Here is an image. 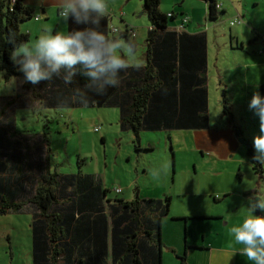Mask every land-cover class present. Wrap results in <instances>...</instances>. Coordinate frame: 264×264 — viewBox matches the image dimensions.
<instances>
[{"label": "rangeland", "instance_id": "obj_1", "mask_svg": "<svg viewBox=\"0 0 264 264\" xmlns=\"http://www.w3.org/2000/svg\"><path fill=\"white\" fill-rule=\"evenodd\" d=\"M178 1L182 4L184 0ZM221 1L226 12L220 13L216 21L206 20V8L201 0H186L182 5L188 11H192L194 17L192 23L188 25L189 30L200 29L208 35L207 86L210 127L214 128L221 123L227 124L228 115L224 113L227 102L229 112L235 117V125L241 129L245 139L255 149L254 141L262 134L260 127L264 121L248 108L249 97L251 98L252 95L249 84L253 83L255 77L262 75L264 78V66L252 64L254 45L251 43L252 40H249L252 35L249 15L253 11L264 16V0H257L260 3L258 9L253 8L251 0ZM142 3L143 1L137 0H132L130 3L141 6L140 11L130 16V19L136 23L132 24L134 27L148 25V16L142 9ZM173 3L174 0H164L160 9L163 11L177 9L178 4ZM234 7L237 8L240 16L242 15L243 21L230 27L229 19ZM118 18L117 15L112 16L109 24L120 30L124 29V24H121ZM175 22L171 20L169 23L173 25ZM253 26L264 34V20L260 18ZM144 30L140 28L141 34L137 39L138 52L129 58L131 63L139 64L141 61L142 50L146 47L143 45ZM109 34L111 38L119 35ZM230 34L239 37V47L241 42L245 46L244 49L238 47L239 49L233 50L230 47L228 42ZM249 69L253 72L249 73ZM4 83H8L5 78ZM32 89L29 95L25 94L15 79V84L10 89L0 91V110H4L6 115H11L13 110L15 129L23 135H29L27 140L32 156L36 152L35 148L38 147L36 145L41 146L42 153H45L44 157L43 154L41 156L42 164L50 172L70 174L82 171L99 176L110 189V196L115 198L129 199L135 188H138L140 196L149 194L156 198L169 196L171 201L167 215L179 213L184 207L188 209L191 203H199L200 200H204V194L215 193L211 192L213 189L209 185L211 181H220L222 176L225 178L223 180H229L227 174L217 176L210 171L207 158L202 156L195 142L196 132L200 130L140 133L142 146L136 147L133 133L120 129L118 108L80 105L67 109H53L41 103L44 96L41 98L35 93L40 89L38 84ZM259 90L260 86L257 87V93L260 94ZM18 93L20 95L17 100L8 104L12 95ZM160 140L162 142H159ZM241 147L246 149L242 144ZM246 161L249 162V157L239 164L245 172L243 182L252 184L257 179L258 173L249 172V167L247 171ZM239 166L237 169H240ZM30 172L31 181L34 178L40 180L39 175L33 178L35 171ZM205 181L206 186L203 184ZM258 182L259 186L258 183L253 186V189L258 186V192L254 197H264L262 196L264 181ZM236 183L238 190L242 180L237 178ZM115 186L121 187L122 191L115 193L113 191ZM209 200L214 208L215 203L211 196ZM232 200L244 203L241 196H233ZM26 220L27 215L22 213L0 215V264L30 263V257H27L26 252L31 236ZM8 229L12 230L10 246L3 240L4 232ZM182 241L184 242V237Z\"/></svg>", "mask_w": 264, "mask_h": 264}, {"label": "trees", "instance_id": "obj_2", "mask_svg": "<svg viewBox=\"0 0 264 264\" xmlns=\"http://www.w3.org/2000/svg\"><path fill=\"white\" fill-rule=\"evenodd\" d=\"M142 1L150 22L146 37L145 63L139 68L130 67L122 72L120 85L108 89L102 95L89 90L87 103L79 102L73 95L75 89L83 90L87 83V78L79 71L69 85L58 77L50 81L49 88L42 89V82H39L40 89L34 92L41 98L44 96V102L41 101L44 106L53 109H67L80 105L116 107L120 113V129L132 131L135 135L134 143L138 142V133L144 128L176 130L207 127L209 114L206 86V33L204 31L188 33L185 29L189 24V17L181 12H162L159 7L161 0ZM201 1L208 6V19L211 21L217 20L218 15L224 12L216 7L219 0ZM32 16L33 8L24 0H14V2L0 0V70L4 72L6 80L18 78L30 90H33V84L24 81L23 73L11 60L10 53L16 45L29 41L28 34L21 31L20 24ZM178 17L181 22L183 17L186 19L183 29L171 30L169 22ZM109 21L107 15L101 22V28L106 36L111 38ZM72 27L75 25L69 21L68 30ZM130 29L125 27L119 34L127 42L131 41ZM262 43L264 50V38ZM55 86L58 88L54 89ZM261 91L263 95V87ZM224 112L227 113L226 108ZM1 131L0 128V133ZM236 131L241 133L239 129ZM247 151L254 170L262 174L263 170L260 168V163L254 159L255 152L250 144ZM0 167L6 169V164L0 163ZM77 176L87 180L94 177L93 174L82 176L81 173L75 175L50 172L46 168L40 176L38 185L31 189L32 191L27 192L22 186L25 200L15 201L8 192H5L8 185L4 186V178L0 175V215L8 211L17 212L26 204H32L36 209L31 223L33 264H61L64 258L67 260L66 263L70 264V252L76 241V232L85 234L88 226L98 228L101 232L105 230L107 219L103 214L92 221L85 219L84 216L75 217L74 208L84 204L85 198H81L78 203L67 208L68 201L60 200L66 195V182ZM17 182L15 180V185ZM91 194L95 195L94 192ZM169 200L168 196L163 202L160 199H139L136 196L131 201L121 199L117 201L120 202V206L116 207L114 212L118 213L119 220L113 219V221L115 224L123 223V229L115 228L112 232V264H146L144 255L149 253V247L145 244L155 241L160 243L157 241L159 238L155 231L156 221L163 215V208H168ZM92 205L101 208L97 203ZM98 254L101 255L102 251ZM155 260L156 258L151 261ZM182 261L185 263V257H182ZM90 262L104 264V256H100L99 263H94L92 258Z\"/></svg>", "mask_w": 264, "mask_h": 264}, {"label": "crops", "instance_id": "obj_3", "mask_svg": "<svg viewBox=\"0 0 264 264\" xmlns=\"http://www.w3.org/2000/svg\"><path fill=\"white\" fill-rule=\"evenodd\" d=\"M132 0H108L109 3V12L108 16L110 21L112 16H118L121 24H124L125 27L131 28L134 31V35L130 36L131 41L135 44V54H137L138 50V41L137 39L140 37L141 31L140 28H144V41L143 45L146 46V37L150 28V22L148 19L147 26H138L134 27L132 24H136L130 16L135 14L141 10L140 4H130ZM142 1V0H137ZM186 0L182 1V4ZM24 2L33 8V16L20 24V29L24 33H27L29 36V41H32L44 30H63L68 31V25H65L58 16V8L60 5V0H45L44 3H41V0H24ZM164 0H161V3ZM203 2V1H202ZM160 3V5H161ZM219 4H221L218 10L224 11L222 14L226 12V8L224 3L219 0ZM217 3V4H218ZM253 8L259 7L260 3L257 0H251ZM173 4H178L177 9H170L169 11H163L164 13L173 12H181L186 14L189 17V24L193 21L192 11H188L183 8V5L180 1L174 0ZM182 6V7H180ZM203 6L206 8V20L208 19V6L205 2H203ZM161 8V6H159ZM142 9L143 3H142ZM233 14L229 19V23L232 19L240 16L239 11L236 7L232 10ZM143 13V10H142ZM219 16V15H218ZM37 17V18H36ZM243 19L242 15L240 16ZM264 20V16L253 13L251 11V15H249V25H251L252 35L249 37V40L252 45H254L253 51V59L252 64L258 66H264V50H263V38L264 34L258 29H255L253 24L259 19ZM109 21V23H110ZM173 21H176L173 25L170 24L171 30H178L177 26L181 24V19L175 18ZM211 21V20H209ZM216 21V20H214ZM243 21V20H242ZM188 24V25H189ZM188 25H186L188 27ZM200 25V23H198ZM113 26V25H108ZM230 26V25H229ZM115 27V26H113ZM186 27V31L189 33L202 32L200 31H190L189 27ZM234 27V26H230ZM117 28V27H116ZM138 28V30L136 29ZM120 33L123 32L124 29L117 28ZM136 30V31H135ZM205 32V31H204ZM206 33V32H205ZM113 36V35H112ZM120 41H124L127 43L123 37L115 36L113 37ZM123 39V40H121ZM234 42H233V41ZM228 42L230 47L233 50H237L239 48L244 49V44L240 42L239 47V37L237 35H229ZM206 43H207V60H206V77L208 72V35L206 33ZM235 43V45H233ZM239 47V48H238ZM261 48V49H260ZM146 49V47H145ZM145 49L142 50V58L139 61V65H143L145 63ZM130 62V61H129ZM130 64H138L131 63ZM248 65V64H247ZM252 66V65H250ZM253 70L249 69V73H252ZM261 77V78H260ZM260 77H255L253 83L249 84V88L252 89V96L254 93H257V87L260 86V95H262L261 88H264V78L262 75ZM17 84L21 86L22 90L25 94H30V89L23 85V82L18 78H15ZM208 80V77H207ZM206 80V86H207ZM42 89L49 88L51 85L50 81H41ZM35 86V85H33ZM58 86H55L54 89H57ZM208 93V105H209V91L207 86ZM20 93L14 96L12 95L10 102L8 104H12L17 100ZM249 97V101L251 99ZM226 102V98H224ZM228 103L226 102V105ZM234 104V103H233ZM232 104V105H233ZM20 106V104L17 103ZM225 105L227 109L226 118L227 124L221 123L214 128L210 127V118H208V125L205 128L201 129H176V130H200L196 132L195 142L197 147L201 150L202 156L206 157L210 166V171L217 176H221L223 174H227L229 180L225 179L222 176L220 181H211L210 186L213 187L211 192L215 193H207L204 194V200H200L199 203L189 205L188 209L184 207L179 213H175L174 215H167V207L163 208L164 213L159 219L156 221V236H158L160 243H151L145 244L149 247V253L145 256L146 264H248L243 256L239 254L237 249L241 246L235 245L232 239V235L230 229L232 226L243 221L245 215L247 214V204L249 198H255L254 196L257 194L259 182L264 181V164L260 163V168L263 170V173H258L254 170L253 163L250 160L248 155V146L238 142V137L243 136V132L239 134L236 130L239 129L237 125H235V117L233 114L229 112L228 107ZM24 106V104H21ZM75 107V106H74ZM112 107V106H109ZM11 115H6L4 110H0V128L2 129L0 133V163L6 164V169L0 167V175L3 176V184L7 186L5 188V192L12 196L13 200H25L24 198V188H26L27 192L32 191L38 185V180H35L34 176H41L45 171V167L42 164L43 157L45 153H42V148L40 145H36L38 147L35 148L36 152L32 156L30 154L31 148H29L28 137L29 135H23L18 132L14 127V118H13V110ZM119 117L120 113L118 112ZM209 114V113H208ZM209 117V115H208ZM230 119L232 121H230ZM256 127V126H254ZM236 129V130H235ZM171 129H142L138 133V142L136 143V147L138 145L142 146L140 141L139 134L145 132H162L169 131ZM174 130V129H173ZM132 132V131H131ZM259 136L264 135V124L260 127ZM31 136V135H30ZM135 137V135L133 134ZM258 136V137H259ZM170 137H167V139ZM134 140V139H133ZM159 142H162L161 140ZM168 142V141H167ZM241 144L246 146V149L241 147ZM138 150V149H137ZM140 150V149H139ZM256 155V149H254ZM241 155V156H240ZM249 157V162L246 161L247 171L249 167V172L258 173L257 179L250 180L253 181L252 184L244 183L243 179L245 176V172L240 163L245 161V158ZM31 159V160H30ZM35 161V162H33ZM240 167V169L237 167ZM35 171L33 175V181H31V172ZM90 175V173H82L79 171L77 173H73L75 175ZM94 176V175H93ZM90 178V177H89ZM237 178L242 180V183L238 186V190L236 189V181ZM15 180H17V184L15 185ZM255 183H258L256 189H253ZM198 184V183H197ZM206 186V181L203 183ZM24 188H23V187ZM65 187L67 188V192L65 197L60 199L61 201L65 199L68 201L67 207L74 205L76 202L78 203L81 198H85L86 201L84 204L77 206L74 208L75 217L84 216L85 219L90 221L96 220L99 215H105L107 219V223L105 224V230L99 231L98 228L94 227H86L85 234H79L76 232V241H74V247L71 249V257L70 264H93V262L89 263V260L94 261V263H99L100 256H104V264H112V232L115 228L118 230L123 229V223H114L113 219H118V213H115L114 210L116 207L120 206V202L118 200L123 201H131L136 196L139 199L143 198H155L165 201V197L156 198L154 195H143L140 196L138 194V188L134 189L133 195L129 199L124 198H115L110 196V189L103 183L102 179L99 176L91 177L90 180L84 178L75 177L74 179H70L66 182ZM116 188H119L120 191L116 192ZM113 191L115 193H120L122 191L121 187L115 186L113 187ZM75 193L74 195L72 193ZM94 192L95 195L91 193ZM90 194L89 196H86ZM8 195V196H9ZM203 195V194H202ZM193 196V195H192ZM209 196H211L213 202L215 203L214 208L211 206V202L209 200ZM233 196H241L244 203L242 202H234L232 200ZM264 196V191L263 195ZM169 197V196H168ZM208 197V198H207ZM11 198V197H10ZM170 198V197H169ZM89 199V201H88ZM97 199V201H96ZM208 201H207V200ZM171 198L169 200L170 205ZM97 203L99 207H95L92 204ZM242 204L246 205L245 207L241 206ZM165 205V204H164ZM166 206V205H165ZM167 208V209H166ZM7 213H22L27 215V228L29 230L31 236V223L34 219V215L36 213V209L32 204H26L19 211L13 212L8 211ZM257 215H264V211L258 210L256 212ZM170 217V218H169ZM104 218V217H103ZM92 225V224H91ZM94 226V225H93ZM11 235L12 230L9 229L4 232L3 240L6 241L9 246L11 244ZM184 237V242L182 241ZM78 240V241H77ZM160 244V246H159ZM11 249V248H10ZM102 251V254L98 253ZM153 253V254H152ZM27 257H30V263L33 264L32 258L33 252L31 249V242L29 243V247L26 252ZM182 257H185V263L182 261ZM11 258L12 251H11ZM156 258L153 262L152 259ZM84 263H83V262ZM61 262V261H60ZM61 264H67V260L64 258ZM80 262V263H79Z\"/></svg>", "mask_w": 264, "mask_h": 264}, {"label": "clouds", "instance_id": "obj_4", "mask_svg": "<svg viewBox=\"0 0 264 264\" xmlns=\"http://www.w3.org/2000/svg\"><path fill=\"white\" fill-rule=\"evenodd\" d=\"M45 0H41L44 3ZM109 12L108 0H60L58 16L68 25V31L44 30L38 38L16 45L10 58L24 81L33 85L41 81L62 78L66 85L73 82L79 71L87 78L84 89H75L73 95L81 103L89 100L88 91L98 95L120 85V75L132 65L129 58L135 55V44L109 38L101 28V22ZM15 78L4 83V72L0 71V91L10 89ZM248 108L264 121V96L254 93ZM254 159L264 164V135L254 141ZM249 198L247 214L242 222L231 227L230 232L237 251L248 264H264V197Z\"/></svg>", "mask_w": 264, "mask_h": 264}, {"label": "built area", "instance_id": "obj_5", "mask_svg": "<svg viewBox=\"0 0 264 264\" xmlns=\"http://www.w3.org/2000/svg\"><path fill=\"white\" fill-rule=\"evenodd\" d=\"M12 2H14V0H12ZM216 7H217V8H220V7H221V4L218 3V4L216 5ZM36 18H37V17H36ZM185 21H186V19L183 17V18H182V22H181V24H179V25L177 26L178 30L183 29ZM241 22H242V19H241L240 16H238V17H236V18H234V19H232V20L230 21V25H231V26H233V25H237V24H239V23H241ZM109 33H111V34H115V33L120 34V31H119L116 27L110 26V27H109ZM130 35H131V36L134 35V31L131 30V29H130ZM115 190H116V192H119V191H120L119 188H116Z\"/></svg>", "mask_w": 264, "mask_h": 264}, {"label": "water", "instance_id": "obj_6", "mask_svg": "<svg viewBox=\"0 0 264 264\" xmlns=\"http://www.w3.org/2000/svg\"><path fill=\"white\" fill-rule=\"evenodd\" d=\"M238 141L241 142L242 144H245L246 146H249V142L245 139L244 136L238 137ZM258 197H255L254 199H257Z\"/></svg>", "mask_w": 264, "mask_h": 264}]
</instances>
